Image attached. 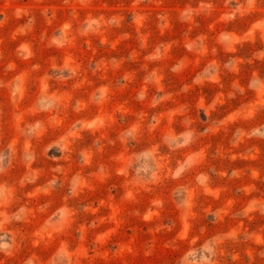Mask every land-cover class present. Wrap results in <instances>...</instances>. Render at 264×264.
<instances>
[{"label": "rangeland", "instance_id": "obj_1", "mask_svg": "<svg viewBox=\"0 0 264 264\" xmlns=\"http://www.w3.org/2000/svg\"><path fill=\"white\" fill-rule=\"evenodd\" d=\"M0 264H264V0H0Z\"/></svg>", "mask_w": 264, "mask_h": 264}]
</instances>
